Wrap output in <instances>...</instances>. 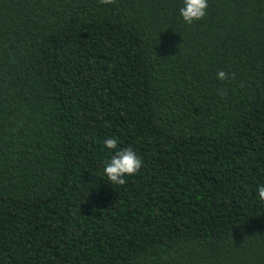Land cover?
Wrapping results in <instances>:
<instances>
[{"label": "trees", "instance_id": "obj_1", "mask_svg": "<svg viewBox=\"0 0 264 264\" xmlns=\"http://www.w3.org/2000/svg\"><path fill=\"white\" fill-rule=\"evenodd\" d=\"M208 5L0 0V264H264V0Z\"/></svg>", "mask_w": 264, "mask_h": 264}, {"label": "clouds", "instance_id": "obj_2", "mask_svg": "<svg viewBox=\"0 0 264 264\" xmlns=\"http://www.w3.org/2000/svg\"><path fill=\"white\" fill-rule=\"evenodd\" d=\"M100 3L108 6L115 4L116 0H100ZM208 7V0H184L180 15L186 24L192 25L206 16ZM229 76L224 70L217 73V79L220 81L228 80ZM104 145L109 150H115V154L105 164L104 173L110 184L122 186L126 183V177L139 172L143 161L131 148L118 149L117 138L106 139ZM257 192L259 199L264 201V185H260Z\"/></svg>", "mask_w": 264, "mask_h": 264}]
</instances>
